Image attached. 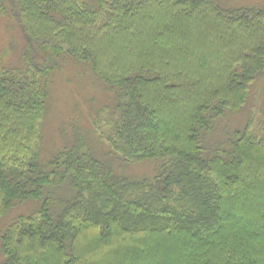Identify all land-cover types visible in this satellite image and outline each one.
Instances as JSON below:
<instances>
[{"label": "trees", "instance_id": "16d2710c", "mask_svg": "<svg viewBox=\"0 0 264 264\" xmlns=\"http://www.w3.org/2000/svg\"><path fill=\"white\" fill-rule=\"evenodd\" d=\"M0 15L24 40L22 67L0 70V222L35 206L1 228L0 264H264V122L248 107L264 7L0 0ZM65 61L112 100L43 160Z\"/></svg>", "mask_w": 264, "mask_h": 264}, {"label": "rangeland", "instance_id": "374dc122", "mask_svg": "<svg viewBox=\"0 0 264 264\" xmlns=\"http://www.w3.org/2000/svg\"><path fill=\"white\" fill-rule=\"evenodd\" d=\"M221 1L227 7L254 5L264 7V0ZM23 52L24 40L19 26L13 19L0 15V70L22 67ZM64 68H66L64 73L57 74L51 86L47 113L42 128L41 157L43 160L51 158L65 142L63 128L66 129L74 123L86 130L84 133L88 135V124L90 128H93L91 124L93 116L102 109L105 102L109 104L112 100V93L106 92L102 84L96 83L94 76L87 72L83 66L65 61ZM249 106L256 108L257 118L264 122V78L254 84ZM240 116L242 118V115ZM240 116L233 117V122H237V125H240L245 118L240 121ZM70 130L72 129L70 128ZM99 150L105 151V146L101 143ZM153 167L154 165L146 162L137 164L128 168V174H132V176L151 175ZM34 208L33 203L18 207L0 222V230L18 216L34 212Z\"/></svg>", "mask_w": 264, "mask_h": 264}]
</instances>
